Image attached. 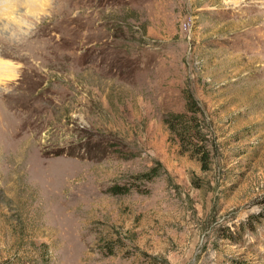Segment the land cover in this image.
<instances>
[{
    "label": "rangeland",
    "instance_id": "rangeland-1",
    "mask_svg": "<svg viewBox=\"0 0 264 264\" xmlns=\"http://www.w3.org/2000/svg\"><path fill=\"white\" fill-rule=\"evenodd\" d=\"M16 1L0 264H264V0ZM187 91L207 169L165 122Z\"/></svg>",
    "mask_w": 264,
    "mask_h": 264
},
{
    "label": "trees",
    "instance_id": "trees-1",
    "mask_svg": "<svg viewBox=\"0 0 264 264\" xmlns=\"http://www.w3.org/2000/svg\"><path fill=\"white\" fill-rule=\"evenodd\" d=\"M186 109L181 112H170L165 122L176 141L185 151L197 153L203 168L207 169L209 159V150L206 144V136L203 133L201 124L202 109L198 106L197 101L190 91L186 92ZM158 175V171L143 173L145 180L150 181ZM130 188L122 185H114L110 191L114 194H123L129 192Z\"/></svg>",
    "mask_w": 264,
    "mask_h": 264
},
{
    "label": "bare ground",
    "instance_id": "bare-ground-1",
    "mask_svg": "<svg viewBox=\"0 0 264 264\" xmlns=\"http://www.w3.org/2000/svg\"><path fill=\"white\" fill-rule=\"evenodd\" d=\"M30 2V4H31V6L33 7V10L31 9L30 11H33L34 12V10L35 9H39L41 12H43V13H45L46 11V9L49 7V5H50V1L51 0H25V3L26 2ZM8 2V7L10 8V7H13V6H16V5H22L23 3H21V2H18V1H16V0H0V11H3L4 9H3V5L4 4H6ZM18 4H17V3ZM16 3V4H15ZM53 5V4H52ZM8 8V9H9ZM65 10V9H64ZM54 11V10H53ZM61 12V14L64 12H62V11H60ZM64 14V13H63ZM64 16V15H63ZM63 20H65L64 19V17H62V21L58 24V26H59V28L61 29V26L62 25H65L64 23H65V21H63ZM8 67H10V65L8 66ZM8 67H7V69H8ZM10 72L11 71H9V70H7V71H3V74H4V76L3 77H6V76H8V74H10ZM11 76V75H10ZM7 79L9 78V77H6ZM10 79V78H9Z\"/></svg>",
    "mask_w": 264,
    "mask_h": 264
}]
</instances>
